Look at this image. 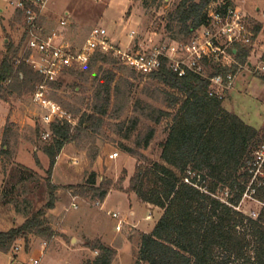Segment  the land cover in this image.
<instances>
[{
  "label": "trees",
  "instance_id": "obj_1",
  "mask_svg": "<svg viewBox=\"0 0 264 264\" xmlns=\"http://www.w3.org/2000/svg\"><path fill=\"white\" fill-rule=\"evenodd\" d=\"M216 1L177 0L163 17V29L169 40L190 38L196 28L207 23L208 7ZM140 2L147 9L148 0ZM227 6L230 3L223 0L215 10ZM126 12L129 13V8ZM17 20L22 21L20 10H16L11 23ZM23 39L24 35L18 44L6 43L0 60V99L13 93L33 92L43 80L20 57ZM251 49V44L238 45L235 59L244 62ZM98 61L115 66L119 60L111 53L96 51L82 71L70 68L65 72L82 75L84 69L91 71ZM234 66L226 62L212 64L214 72ZM114 68L98 66L89 110L82 113L74 126L66 120L49 125L51 141L42 145L49 159L45 176L47 201L31 214L24 212L25 218L19 225L0 231V251H8L19 238L27 243L29 234H52L45 216L57 200V187L50 179L57 155L67 142L93 137L111 107L121 114L129 103L131 82L124 68L119 67V74ZM148 77L167 88L163 90L167 103L165 108L147 103L138 115L120 123H127L124 138L135 132V147L121 143L123 151L136 159L127 186L121 185L124 176L115 184L111 179L97 182V173L92 170L83 182L71 185L75 194L102 200L111 188L118 187L162 210L151 231L141 234L133 264H264V205L256 216L239 209L244 193L249 190L253 197L264 201V176L257 177L255 172V151L264 142V130L226 109L221 99L209 96L207 80L197 74L187 72L178 76L163 64ZM77 86L76 83L74 88ZM140 100L134 102V110ZM142 117L152 123L141 122ZM162 119L167 120L166 134L159 143V159L153 160L141 149L149 145L156 132L155 125ZM2 151H8L6 141ZM17 171L20 179L37 176L35 170L24 165H17ZM86 245L97 253L84 264H111L116 255L115 249L100 239L87 241Z\"/></svg>",
  "mask_w": 264,
  "mask_h": 264
},
{
  "label": "rangeland",
  "instance_id": "obj_2",
  "mask_svg": "<svg viewBox=\"0 0 264 264\" xmlns=\"http://www.w3.org/2000/svg\"><path fill=\"white\" fill-rule=\"evenodd\" d=\"M176 1L148 0V7L144 9L140 0H129V6L121 15L123 3L111 5L110 2L107 5L108 0H48L40 17V25L45 33L56 31L63 34L64 40L74 49H79L93 27H104L109 36L108 33L115 30V20L118 19L126 25V18L131 15L133 21L122 27V34L116 39V43H113L121 49L132 47V50H141L154 41L157 43L169 41L163 29L165 23L163 17L174 7ZM224 1L237 8L242 19L254 32L251 59L264 54V0ZM222 3L223 0H217L211 3L208 9L214 10ZM0 7L3 9L0 13L1 60L8 41L14 44L20 42L23 23L21 20L11 23L16 11L6 7L3 0H0ZM128 8L129 13L126 12ZM66 11H69V15ZM62 19L66 20L63 27L60 25ZM256 27H259L257 32L254 31ZM129 31H134L132 37L128 34ZM21 42L20 53L24 51V39ZM99 65L115 67L116 71L124 68L122 70L131 82L129 103L121 114L111 107L102 126L94 132L93 137L84 136L63 146L56 157L54 164L57 165L56 169H52L50 176L57 187L55 206L48 209L45 216L52 234H29L27 243L23 238L17 239L15 243L21 244L24 249L19 253L20 260H25L30 255H40L39 264H84L97 253L87 246L86 242L100 239L116 251L111 264H133L141 234L148 233L145 230H150L152 223L162 213L159 207H144L138 202L136 195H129L118 187L111 188L102 200L75 194V188L71 187L83 182L92 170L97 173V182L111 179L115 184L120 176H124L121 185L126 187L134 171L136 159L123 151L121 143L135 147V132L130 138H124L122 135L127 123L123 125L120 123L138 115L147 103L162 108H165L167 103L163 92L167 88L164 85L130 68L120 60L115 66L98 61L91 71L87 72L84 69L82 75L64 72L58 78V83L45 87L46 99L59 104L74 121H77L83 112L89 110L93 76L98 72ZM83 68L84 66L78 69L82 71ZM76 83L79 86L74 88ZM233 87L230 93L231 102L228 99L223 100L224 107L237 113L247 123L264 130V76L245 71L237 75ZM34 91L13 93L5 99H0V125L2 120L4 121L0 130V231L19 225L25 218L24 212L31 214L47 201L45 176L49 159L43 152L42 145L50 142L51 136L47 139L42 136V131L49 128L42 120L47 110L34 101ZM138 98L141 100L136 103L137 110H134V102ZM141 122L152 123L143 117ZM166 125V119L156 124L154 137L146 148L141 149L150 159H159V143L165 137ZM4 141L8 143L6 153L2 151ZM111 152H117V156L109 158ZM17 165L33 166L37 176L20 179ZM257 168L260 167L257 165ZM262 168L264 165L260 170H255L257 177L264 176ZM74 194L77 196L73 200ZM72 202L76 203V207L71 206ZM262 205L264 201L253 197L249 190L244 193L239 209L248 215L256 216ZM132 210L134 214H131ZM108 212L119 213L123 219L120 230L115 228L117 220ZM144 218L148 221L147 225L136 224V220L143 222ZM43 242L46 244L41 255ZM8 252L9 250L0 251V264H7L9 255L4 253Z\"/></svg>",
  "mask_w": 264,
  "mask_h": 264
},
{
  "label": "built area",
  "instance_id": "obj_3",
  "mask_svg": "<svg viewBox=\"0 0 264 264\" xmlns=\"http://www.w3.org/2000/svg\"><path fill=\"white\" fill-rule=\"evenodd\" d=\"M6 7L14 11L20 10L23 21L24 51L20 53L42 76L37 85L33 99L44 107L47 112L42 116L43 123L48 126L53 121H68L72 126L76 123L71 116L57 103L49 101L44 95L45 87L70 68H79L87 64L95 51L111 53L130 68L148 75L166 65L178 76L187 72L197 74L207 80V93L222 101L228 99V93L235 84L238 74L248 71L264 76V57L257 55L253 60L250 53L244 62L235 59L238 45L252 44L254 32L247 26L236 7L227 6L224 10H209L207 23L196 28L187 40H169L163 43L152 42L141 50L121 49L115 46L107 36L103 27H93L85 42L79 49L64 40L59 32L45 33L40 25V17L48 0H3ZM2 9H0L1 13ZM60 25H66V20H60ZM134 31H130L133 36ZM151 42V41H150ZM20 59H17L19 62ZM226 62L234 64V69L214 72L212 64ZM43 138L51 136L48 128L42 131ZM264 142L255 151V162L260 167L264 163ZM117 152L109 153V158H115ZM258 170V168H257ZM77 195H72L73 200ZM71 206L76 207L72 202ZM117 220L115 228L120 230L123 219L118 212H108ZM45 242L40 254H43ZM24 250L21 244L13 243L9 252L7 264H39L40 255H30L20 260L19 253Z\"/></svg>",
  "mask_w": 264,
  "mask_h": 264
},
{
  "label": "crops",
  "instance_id": "obj_4",
  "mask_svg": "<svg viewBox=\"0 0 264 264\" xmlns=\"http://www.w3.org/2000/svg\"><path fill=\"white\" fill-rule=\"evenodd\" d=\"M111 2V3H110ZM109 3L112 5V4H115V3H118V5L120 4H122L123 3V7H122V9H121V15L123 14V12L127 9V7L129 6V0H108V4L107 5H109ZM108 7V6H107ZM0 9H2L1 7H0ZM3 12V9H2V11H1V13ZM66 13L69 15V11H66ZM131 17V15L128 17V18H126V25L128 24H131V22L133 21V19H131L130 18ZM115 22H116V25H115V30H114V32H109L108 33V35H109V38L111 39V41H113L114 43H116L115 41H116V39L117 38H119V35H121L122 34V27L125 25L123 22H119L118 21V19L117 20H115ZM125 25V26H126ZM104 28V27H103ZM118 32V33H117ZM128 34H130V31H129V33ZM62 36H63V34H61ZM234 89V87L231 89V90H233ZM230 93H231V91L229 92V96H228V100L231 102V96H230ZM241 117V116H240ZM242 118V117H241ZM243 119V118H242ZM244 120V119H243ZM3 120H2V123H1V125H0V130H1V128H2V124H3ZM255 127H257V126H255ZM56 166L57 165H55L54 166V170L56 169ZM29 167L31 168V169H33V166H30L29 165ZM33 170H35V169H33ZM129 195H135V194H133V193H130ZM137 198V197H136ZM137 200H138V202L140 203V204H142L144 207H146V208H152V207H157V206H154V205H152V204H150V203H147V202H143V201H141V200H139L138 198H137ZM131 214H134V212H133V210L131 211ZM161 215V214H160ZM159 215V216H160ZM145 217V216H144ZM158 218H156V220H157ZM156 220L152 223V225H151V228H150V230H148V231H146L145 230V232H150L151 231V229L153 228V226H154V224H155V222H156ZM137 221V223L136 224H141V225H147L148 224V221L144 218L143 219V222L142 221H139V220H136ZM4 254H7V253H4Z\"/></svg>",
  "mask_w": 264,
  "mask_h": 264
}]
</instances>
